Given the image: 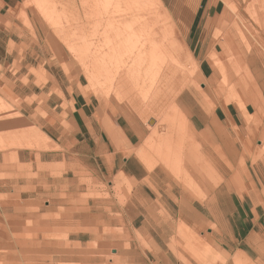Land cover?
<instances>
[{
    "label": "rangeland",
    "instance_id": "374dc122",
    "mask_svg": "<svg viewBox=\"0 0 264 264\" xmlns=\"http://www.w3.org/2000/svg\"><path fill=\"white\" fill-rule=\"evenodd\" d=\"M223 1L207 79L169 1L25 0L1 25L0 264H264V0ZM79 94L144 129L138 180L102 175Z\"/></svg>",
    "mask_w": 264,
    "mask_h": 264
},
{
    "label": "crops",
    "instance_id": "0c3cea01",
    "mask_svg": "<svg viewBox=\"0 0 264 264\" xmlns=\"http://www.w3.org/2000/svg\"><path fill=\"white\" fill-rule=\"evenodd\" d=\"M24 1L0 0V27L12 20L13 15L21 8ZM165 1L172 2V4L175 2L170 7L175 8L173 10L176 15L182 14L185 9L190 10L191 19L187 23L185 42L192 58L199 65L201 77L207 79L213 70L211 57L214 51L217 52L218 47L214 42V35L219 30L221 16L225 14V2L223 0H163V2ZM229 40L233 45H237L236 40ZM237 52L239 53L237 62L240 63L243 61L242 53L239 49ZM224 75L223 72L222 84H226ZM74 101L75 120L80 127L78 135L83 143H91L89 145L92 146L93 157L102 175L112 177L116 174L138 180L146 168L136 154L127 155L129 153L127 151L138 150L136 147L142 142L144 129L137 128L132 124L125 127L118 121L109 128L103 119L99 120L95 115L89 113L92 100L84 94H79ZM223 115L231 124L239 126L251 115L250 105L243 110L240 106L232 104L223 110ZM45 137L47 140L50 139L47 135ZM263 138L264 134H262V140ZM245 151L249 152L248 149ZM242 175L243 170H233L232 182L239 181ZM90 218H92L91 215ZM96 233V231L92 233V237L95 239L98 237Z\"/></svg>",
    "mask_w": 264,
    "mask_h": 264
},
{
    "label": "bare ground",
    "instance_id": "6f19581e",
    "mask_svg": "<svg viewBox=\"0 0 264 264\" xmlns=\"http://www.w3.org/2000/svg\"><path fill=\"white\" fill-rule=\"evenodd\" d=\"M175 9V8H174ZM183 12V11H182ZM119 27V26H118ZM237 49V48H236ZM235 49V50H236ZM230 54H232L231 52H227V51H224V56L225 57H231V56H229ZM239 57V56H238ZM232 61V60H231ZM227 77H225V81L227 82V79H226ZM120 86H121V88L127 93V94H129V91H128V86H127V84L125 83V82H121V84H120Z\"/></svg>",
    "mask_w": 264,
    "mask_h": 264
},
{
    "label": "water",
    "instance_id": "95a60500",
    "mask_svg": "<svg viewBox=\"0 0 264 264\" xmlns=\"http://www.w3.org/2000/svg\"><path fill=\"white\" fill-rule=\"evenodd\" d=\"M155 124H156V123H155L154 120H151V121H150V125H151V126H154Z\"/></svg>",
    "mask_w": 264,
    "mask_h": 264
}]
</instances>
